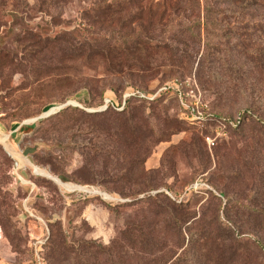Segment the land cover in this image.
I'll use <instances>...</instances> for the list:
<instances>
[{
	"label": "rangeland",
	"instance_id": "1",
	"mask_svg": "<svg viewBox=\"0 0 264 264\" xmlns=\"http://www.w3.org/2000/svg\"><path fill=\"white\" fill-rule=\"evenodd\" d=\"M94 1L0 0V115L15 130L76 109L14 132L46 178L18 179L0 144V264H264V136L251 116L237 130L246 110L264 118V12L229 15L225 37L160 26L170 49L125 54L115 29L146 15ZM83 29L109 43L74 51ZM129 93L147 108L122 113Z\"/></svg>",
	"mask_w": 264,
	"mask_h": 264
},
{
	"label": "trees",
	"instance_id": "2",
	"mask_svg": "<svg viewBox=\"0 0 264 264\" xmlns=\"http://www.w3.org/2000/svg\"><path fill=\"white\" fill-rule=\"evenodd\" d=\"M53 3L54 0H38L37 6L40 8V11H43L45 9H49ZM224 4L225 7L223 9H220L218 6L215 5L214 0H162L158 3H155L153 0H95L93 2V7L96 11L105 12L106 16H110L111 14L113 15L117 13L120 14L133 7L142 10V13L144 12L146 16L144 17V19L142 18L143 16L140 18L139 24L138 20H135V22L131 21L129 24L122 22L120 25H118V28L115 29L118 42L112 45L114 50L120 53L123 52L125 54H131L135 50H140V45H143L142 49L144 51L160 48L170 49L168 44H166L165 42H159L153 37V32L156 30L157 27L160 26H165L166 28L169 27V30L172 33L174 32L176 26H178L179 23L181 25L187 26V29L191 30L192 32H194L196 29L200 31L204 30L208 36H211L212 34L215 35L214 33L218 32L217 30L220 29L219 27H223L225 28L223 30L225 31V37L230 35V32H232L233 30L231 21L228 17L229 15H231V17H243L246 15L245 12L249 10H262L264 12V0H224ZM180 16H183L182 18H184L185 20L178 22ZM236 23L237 22H234V24ZM135 24H138L137 28L135 27L134 29H132V31H126L129 26H133ZM145 24H147V27L144 26ZM83 31L87 35L92 34L90 33V31H86L85 29H83ZM85 34L80 35L78 31L74 33L72 32L71 35L73 36V38L78 39L77 44L72 45L71 47L74 51H80L85 48H88L89 46L93 45L95 42L97 43L98 41L109 43V40H107L109 38L108 35L107 37H104L100 33H96V35L92 34V36L90 37H85ZM254 55L256 56L257 54ZM154 103L155 102H153V104ZM133 104L134 102L131 100V98H128L126 101V107L124 108V111L122 113H132V111L136 107L142 109L147 108L145 102H141L136 107H134ZM159 105L160 103L155 106V108H159ZM75 110L76 109H67L65 112H60V115L55 117L54 119L60 118L64 114ZM241 116L242 117L240 118V120L242 122L240 123L241 125L237 127V130H240L242 128L241 126L243 125V123L251 116L257 122L256 129L259 133L263 134L264 136V118L259 115V113H254L250 110H246L241 114ZM154 134L155 132L153 131V135ZM161 197H163V193L156 195L155 199H159ZM148 198L152 199V197ZM171 203L177 206L179 209H185L182 206L183 203ZM255 210V213L263 217L264 220V206L262 205L260 208ZM179 230L181 231V229ZM131 231L132 228L131 230L127 228L126 232ZM141 238L142 242L145 244L146 239L144 234L141 236ZM188 238L190 244L198 242V240H194V238L192 237V233L191 235H189ZM257 243L261 247V249H264L263 239H257ZM211 254L207 256H211ZM179 262L181 264H188L187 258L181 259L179 260ZM209 263L217 264V262L214 260H210ZM227 264L230 263L228 262Z\"/></svg>",
	"mask_w": 264,
	"mask_h": 264
},
{
	"label": "water",
	"instance_id": "3",
	"mask_svg": "<svg viewBox=\"0 0 264 264\" xmlns=\"http://www.w3.org/2000/svg\"><path fill=\"white\" fill-rule=\"evenodd\" d=\"M71 105V103H68V104H66V105H63V106H61V107H59V108H51V109H49L47 112H45L43 115H41L40 117H38V118H35V119H31V120H28V121H25V122H23L22 124H20V125H18L17 127H16V129L15 130H13V128H12V130L15 132V131H20V130H22L23 128H24V126H26V125H29V124H33V123H36L37 121H40V120H43V119H47V118H49V117H51L52 115H54V114H56V113H58V112H60L61 111V109H64V108H66V107H68V106H70ZM1 116V115H0ZM2 117V116H1ZM8 143V142H7ZM6 142H0V144H7ZM7 148V150H8V152H9V154L11 155V156H14L15 157V176L16 177H18V179H20L21 181H24V183H29L27 180H25L23 177H22V175H21V170H23L25 167H27V166H29V167H31V169L33 170V173L35 174V172H34V166H36V165H34L33 163H32V161L29 159V158H27L26 156V153L25 152H22V153H20V152H18V151H13V150H11L8 146L6 147ZM39 168V167H38ZM39 169H41V168H39ZM42 170V169H41ZM45 171V170H44ZM35 175H37V176H41V177H44V176H42V175H38V174H35ZM44 178H46V177H44ZM51 180V179H50Z\"/></svg>",
	"mask_w": 264,
	"mask_h": 264
},
{
	"label": "crops",
	"instance_id": "4",
	"mask_svg": "<svg viewBox=\"0 0 264 264\" xmlns=\"http://www.w3.org/2000/svg\"><path fill=\"white\" fill-rule=\"evenodd\" d=\"M12 128L13 125H8V121L0 116V142H8V144H10L9 148L15 152L17 151V146H13V144L11 143V141H14L15 138ZM14 144H16V142H14ZM36 170L39 172V169L36 168Z\"/></svg>",
	"mask_w": 264,
	"mask_h": 264
},
{
	"label": "built area",
	"instance_id": "5",
	"mask_svg": "<svg viewBox=\"0 0 264 264\" xmlns=\"http://www.w3.org/2000/svg\"><path fill=\"white\" fill-rule=\"evenodd\" d=\"M132 96H139V97H141V98H146V96L145 95H143V94H136V93H129V94H127L126 95V98H130V97H132ZM124 107H122L121 109H123ZM216 133H217V135L219 136L221 133H219V131L218 130H216ZM207 142H208V144L210 145V146H214L215 145V142H216V138H214V137H207Z\"/></svg>",
	"mask_w": 264,
	"mask_h": 264
}]
</instances>
